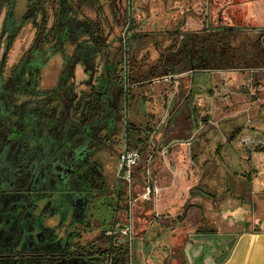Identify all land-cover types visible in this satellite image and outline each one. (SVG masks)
Here are the masks:
<instances>
[{
    "label": "flooded vegetation",
    "instance_id": "af4514ba",
    "mask_svg": "<svg viewBox=\"0 0 264 264\" xmlns=\"http://www.w3.org/2000/svg\"><path fill=\"white\" fill-rule=\"evenodd\" d=\"M5 2L8 3V12L2 20L3 29L8 31L5 40L0 32V264H105L109 261L116 264L117 260L130 264L135 254L130 257L124 243L115 248L110 245L101 251L93 241L81 243L83 234L95 231L100 225L99 205L106 203L114 215L127 208L126 195L119 182L115 192L110 194L105 189L102 170L93 156L95 143L88 139L86 104L78 108L79 112L72 111L73 98L66 86L68 74L63 77L60 73L57 82L44 86L46 64L40 66L36 46L23 62L6 64L11 44L7 25L14 24V0H0V6ZM30 9L34 14L33 8ZM238 28L241 27L232 25L183 35L177 28L163 27L150 32L175 33L180 43L194 36L200 45L191 49L192 54H200L205 49L207 54L214 52L210 49H215L214 42L220 43V49L225 47L220 53L249 54L251 48L239 42ZM228 31L236 33L233 39L223 36L219 41L220 34ZM252 45L257 57L250 53V65L244 62L238 65L242 61L233 58L219 66L205 59L199 63L202 66L193 65V69L173 75V78L179 76L175 80L181 79L180 75L189 72L183 76L191 75L192 80L194 73H206L210 84L207 93H211L217 106L237 111V104L257 99L258 94L252 88L256 89L261 82L256 81L257 75L253 77V74L264 72V41L256 39ZM174 177L168 185L171 196L166 193L160 197L157 214L174 213L170 218H175L176 227L180 218L183 220L188 213L189 197L186 194L188 183L183 187L177 176ZM91 221L97 223L90 225ZM159 227V231H148L145 240L141 239L146 247L168 237L169 228ZM141 254V261L147 262L148 251Z\"/></svg>",
    "mask_w": 264,
    "mask_h": 264
},
{
    "label": "rangeland",
    "instance_id": "374dc122",
    "mask_svg": "<svg viewBox=\"0 0 264 264\" xmlns=\"http://www.w3.org/2000/svg\"><path fill=\"white\" fill-rule=\"evenodd\" d=\"M259 1L264 2V0H130L129 4V0H100V2L97 0L95 6L97 7L102 4V7L104 9L99 19L102 20L104 18H108L113 20L115 24L111 28L108 27V30H110V36L108 40L110 41V46L112 47L114 45V43L112 42H115V38L122 37L127 32L125 25L127 22V18L130 17V14L132 15V17H134V23L138 24L136 28L139 29V31L146 32L150 31L151 29H162L163 27L167 29L177 28L180 34L183 35L187 32H200L209 28L215 29L231 27V25H229V19L232 20L233 26L242 27L248 25L250 27H253L254 25H256V22L251 21V10L248 7L250 4L257 3ZM34 2H36V0H14V7L12 9V17L14 21L13 27H16V29H18L15 35L12 37L11 44L9 45L7 50V65H14L26 60V58H28V56L30 55L29 51L33 48V46H36V48L38 49V59L41 62L45 61L47 56L49 55L50 49H46L49 45H47L46 42H43L42 38L44 35L46 36V38H48L47 40H49L51 36L54 15L57 11L58 1L43 0L41 7L44 11V14L37 12V14L35 15L30 9L32 8V4ZM247 2L248 5L246 4ZM245 4V8L242 9V6H244ZM240 6L242 8H240ZM7 12L8 3L5 2L0 6V32L2 34V37L4 38L3 40H5V36L8 33V31L3 29L2 24V20H4V17ZM28 12H30V15ZM260 13H262V16H264V9L261 8ZM89 16L91 18H94V14L92 13ZM42 18L44 24V27L42 29L43 31L40 30L39 27L40 19ZM263 22L264 17L260 24L261 27H264V24H262ZM41 31L43 35L41 34L40 36ZM233 34L236 33H230L228 31L223 34H220V37L218 39L219 41H221L223 39V36H226L227 38L230 37L231 39H233ZM10 35L11 33H9V36ZM3 40L2 42L4 43ZM166 40L167 43H169L168 39ZM235 41L233 42L234 45H236ZM210 44L213 45V43ZM239 46H241V44H239ZM214 47L215 49H210L215 51L211 53L209 52L210 55L207 54V60L214 65H225L229 59L233 60V58L234 60L242 61L238 63V65H241L243 62L248 65L251 64V52H249L248 50L247 51L249 52V54L241 53L239 51H232L229 52V54L227 55L220 53V51H223L225 48L223 47L222 49H220V43L216 44L214 42ZM65 50L69 55L72 50V46H66ZM202 53L206 54L204 52ZM202 53L192 54L191 57L194 65H197L202 61L198 60V57H200ZM52 58L53 57H51L50 60ZM49 61L44 66V71H47L48 69L52 68L51 61ZM55 70L57 69H54L53 72H48L49 74H44V86H52L56 79L59 80L61 68L57 72ZM72 71L73 72L69 73V75L67 76L66 86L68 89H70V96L73 98L72 111H76L77 113L80 110L78 108L84 103L86 104V102L90 100L89 94L91 91V85L94 84L93 79L95 78V76L103 72L102 57H98L95 63L92 65L86 66L82 64H76ZM186 74H189V72ZM186 74L184 73L180 75L181 79L178 78L174 81L175 90L179 93L186 94L188 88H191L189 92L190 97L193 98H195V96L202 97L201 95H207L208 86H210V84L208 82L209 77L206 75V73H194L193 81L190 80L191 75L183 76ZM256 75L257 77L255 78V80H259L261 82H259L261 85L258 86L256 89L252 88V90L258 94L256 100L261 101V99H264V73L262 72L260 74H253V77H255ZM177 77H175V79ZM214 78L218 79L217 76H215ZM117 94L118 89H113L108 94L101 95L99 99V105L101 110L98 115L92 117L91 119H87V114L85 113L87 121L88 139H92L95 143L93 156L102 170V175L105 180V189L110 194L115 192L117 189L118 154L124 148H126L122 110L123 104ZM208 98L209 101H211L210 96H208ZM172 104H174L175 106L174 109H176V113H173L169 116V121L166 125H157V130L155 129L154 131L156 135H152L154 136V138L152 136L149 137L150 142H156L164 145L167 142L166 137L168 134L174 135L176 132H182L185 131V129L190 128L189 124L191 125V115L189 108L192 105H186L182 103V98L176 97L171 100V105ZM169 106L170 105H167V107ZM226 109L227 108L222 107L220 108V112L224 113ZM85 110L84 112H86ZM164 111L162 118H165L166 116V113ZM220 112L217 113L218 116L221 114ZM218 116H215L213 119L217 118ZM158 133L160 134L158 135ZM151 138L153 141L151 140ZM156 143L155 145H157ZM152 146L153 145L151 144V147ZM148 150L149 148L147 150L141 151L140 162L135 168V186L133 187V192L136 196L142 192V189L146 183L148 171ZM158 158L159 156H157V159ZM150 173L153 177L154 174L152 173V167L150 168ZM121 205L124 206V203L122 202ZM148 205L149 206L143 208L144 204L138 202L132 208L130 213L131 215L128 214V211L124 208L122 211H119L113 215L112 211L108 209L106 203L100 204L97 209V215L98 217H101L99 219L100 225L95 231H89L88 233L83 234V239L81 243L84 244L86 242L89 243L93 241L95 242V246L98 247V251L104 250L110 245L115 248V240L117 238L123 237L122 234L117 233L118 228L130 222L132 224L131 238L133 241H131L132 244L130 247H128V250L131 253L130 257L135 254L134 261L137 263L140 258L138 254L145 250L148 251L147 259H151L150 252L152 250L150 249V247H146L145 242L139 241V239L144 236V229L147 225H164L169 228V236L172 235L173 239H179L178 237L183 234L182 231L187 229V227H190L192 222L196 223L197 219H199L197 212L194 213V210L191 209L192 202L190 199L188 203V213H186L183 220L182 218H180V224L176 227L174 224L175 218H167L163 215L155 216V206L152 204ZM150 221H152V223ZM96 223V221H91L89 224L91 225ZM113 227H115L114 230L116 231V233H114V235L111 237L107 235V232L111 231ZM82 228L84 230L85 226H83ZM171 255L173 259H177L180 256L178 255V253H175V251L171 253ZM105 264H112V261H109Z\"/></svg>",
    "mask_w": 264,
    "mask_h": 264
},
{
    "label": "crops",
    "instance_id": "0c3cea01",
    "mask_svg": "<svg viewBox=\"0 0 264 264\" xmlns=\"http://www.w3.org/2000/svg\"><path fill=\"white\" fill-rule=\"evenodd\" d=\"M248 8L257 26L238 28L239 38L255 55L252 43L264 41V27L260 25L264 2ZM229 22L232 26V20ZM50 61L52 68L46 73L57 72L62 63L60 55ZM207 95L180 97L182 103L194 107L190 128L168 134L164 145L150 141L148 145V152L159 148V160L155 158L151 167L153 178L161 184V198L169 193L170 179L177 176L183 187L188 183L186 194L199 219L183 230L179 239L168 235L163 242L150 243L152 255L147 262L141 261L138 252L139 260L130 264H264V99L245 101L237 104V111L226 109L222 113L211 93ZM163 149L167 150L164 154ZM159 230V225H147L139 241L145 240L148 231ZM174 251L179 258L171 257Z\"/></svg>",
    "mask_w": 264,
    "mask_h": 264
},
{
    "label": "trees",
    "instance_id": "16d2710c",
    "mask_svg": "<svg viewBox=\"0 0 264 264\" xmlns=\"http://www.w3.org/2000/svg\"><path fill=\"white\" fill-rule=\"evenodd\" d=\"M57 1L49 40L40 32V36L43 35L42 41L49 45L46 49H50L49 55L40 66L43 67L51 57L59 53L62 60L61 74L66 77L73 72L76 64L92 65L101 56L103 72L93 79L90 100L86 102L87 119L100 113L101 95L118 89L117 96L123 104V121L126 128L125 147L147 150L149 137L155 134L157 125L160 126L163 111L167 109L169 116L176 113L171 100L175 97L190 98V94L175 90L173 75L195 67L191 49L196 44L200 45V42L190 36L184 39V43H180L172 32L162 34L139 31L136 28L138 24L134 23L130 14L125 25L127 32L124 36L115 38V42L111 41L114 43L111 47L108 27L111 28L115 24L108 18L99 19L104 10L102 4L96 7L97 0ZM42 2L43 0H40L39 3L32 4L34 15L37 12L44 13ZM91 13L94 18L89 16ZM7 27L11 31L8 39L11 42L18 28L13 25ZM39 27L40 30L43 29V19H40ZM68 45L72 46L69 55L65 50ZM182 48L189 50L182 51ZM202 52L206 54L202 53L198 60L204 62L207 59V51L205 49ZM193 109L192 106L189 108L190 113H193ZM200 119L205 121V117Z\"/></svg>",
    "mask_w": 264,
    "mask_h": 264
},
{
    "label": "built area",
    "instance_id": "2783aa9c",
    "mask_svg": "<svg viewBox=\"0 0 264 264\" xmlns=\"http://www.w3.org/2000/svg\"><path fill=\"white\" fill-rule=\"evenodd\" d=\"M161 124L165 123V118H163L160 121ZM166 149L162 150V153H166ZM141 159V150L138 148L133 149H127L124 148L119 154L117 158L118 163V170H117V177L118 182H120V186L123 187V190L126 195L127 199V211L128 214L131 213L132 208L138 203L144 204V207L149 206L148 204H152L155 206L154 208V214L157 216V203L158 200L161 197L162 190L161 186L158 184V182L151 176L150 168L151 164L153 162V152H148V162H147V179L146 183L142 189V192L138 194L137 196L133 192V187L135 186V168L139 164ZM143 210V209H142ZM131 215V214H130ZM115 227L111 231L107 232V235L113 236L116 231L114 230ZM131 229L132 224L130 222L126 223V225H122L118 228L117 233H120L123 235L122 238H117L115 240L116 247L120 246L123 242L125 246L130 247L131 246ZM127 236V237H126ZM134 238V237H133ZM121 239V240H120Z\"/></svg>",
    "mask_w": 264,
    "mask_h": 264
},
{
    "label": "water",
    "instance_id": "95a60500",
    "mask_svg": "<svg viewBox=\"0 0 264 264\" xmlns=\"http://www.w3.org/2000/svg\"><path fill=\"white\" fill-rule=\"evenodd\" d=\"M129 4H130V0H129ZM165 113H166V116H165V123L164 124H161L160 123V125H166L167 124V122H168V116H169V114H168V110L167 109H165V111H164ZM162 115H163V113H162ZM165 115V114H164ZM164 117V116H163ZM163 118H162V116H161V119H160V121L162 120ZM159 150V148L157 147V148H154V150H153V160L155 159V158H157V151Z\"/></svg>",
    "mask_w": 264,
    "mask_h": 264
}]
</instances>
